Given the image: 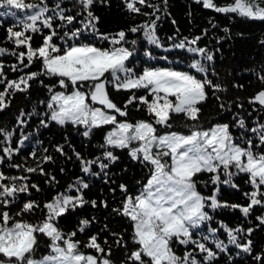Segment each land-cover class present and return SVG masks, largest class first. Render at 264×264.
Returning <instances> with one entry per match:
<instances>
[{"label":"trees","instance_id":"obj_1","mask_svg":"<svg viewBox=\"0 0 264 264\" xmlns=\"http://www.w3.org/2000/svg\"><path fill=\"white\" fill-rule=\"evenodd\" d=\"M23 2L48 9L36 22L39 31L25 32L32 37L30 44L33 49L41 47L44 37L52 31L57 34L52 43L61 54L66 47L80 44L107 49L113 45L102 37H112L123 31L125 42L119 46L132 53L126 66L136 76L146 69H171L188 72L201 80L206 77L213 85L219 86L206 88L207 99L198 105L200 112L196 120L183 113H171V127L155 125L154 115L136 100L127 105V116L116 114L118 122L153 123L158 135L169 132L187 135L192 130L226 124L233 143L247 148L248 141H251L253 152L264 153V144H261L258 133L252 131L264 125V106L258 102L249 103L260 90H264V79H261L264 77V19L217 12L214 7H205L203 0H145L143 5L137 0L135 6L139 12L128 9L127 3L131 0H93L87 9L81 0ZM213 4L225 7L234 4V0H213ZM35 11L15 9L0 2V49L3 50L0 52V72L3 73L0 80L4 81L0 83V92L7 88L8 81L18 82L21 77L38 73L28 80L27 87L21 85L23 91L9 89L5 93L4 106L0 108V173L6 177L0 183L8 186L14 183L17 188L27 186L26 191L18 192L14 199L9 198L11 202H0V213L6 211L15 221L38 225L47 218L45 204L59 196L80 197L82 202L76 203L74 199L72 203L75 206L69 205L55 219V226L65 238L75 232L72 239L79 241V251L97 256L98 264L104 258H108L111 264H132L128 257L139 245L133 240V223L122 215V207L126 197H134L143 190L153 166L142 156H131L133 144L128 148L106 144L107 131L114 125L93 128L85 136L88 129L84 125L71 122L61 125L50 119L52 110L47 105L51 96L55 92L68 93L72 89L62 88L58 83L59 77L46 74L42 58L34 57L29 64L25 55L21 63L19 53L26 54L27 46L17 45L8 32L9 28L25 31L23 22L30 23L26 17ZM89 12L95 20L89 17ZM61 14L74 19L69 23L60 19ZM47 17L52 18L51 29L43 25ZM145 24L150 26L149 30L154 25L159 46L145 38L142 27ZM133 27L139 30L132 32ZM78 30L80 34L73 38L72 33ZM193 40H196L195 44L191 43ZM181 42L185 47H176ZM190 47L203 48L205 52L192 53L188 51ZM208 55L212 57L210 61L206 58ZM195 61L206 69L205 73L191 67ZM107 90L110 99L122 110L133 94L147 96L151 100V95L144 89L126 91L108 85ZM241 120L244 121L243 127L240 126ZM5 149L11 151L6 152ZM106 152H111L115 159L107 157ZM28 168L37 171L28 172ZM229 171L235 174L228 183L224 182L229 177L222 167L217 173L201 172L194 177L196 190L205 198L215 195L220 206L213 209L209 206L211 201L206 199L204 211L211 219L192 230V240L205 244L215 255L205 259L207 253L201 252L196 243L181 244L175 239L171 243L172 250L180 257L191 253L198 264H264V221L261 219L264 205L254 206L245 215L241 207L250 203L246 194L254 188L247 173L238 172L234 167ZM216 175H219V181L214 182ZM13 177L17 179H8ZM83 184L88 187L84 188ZM261 191H264V186ZM28 202H35L37 207L25 212L24 204ZM83 220H88L89 224L82 225ZM81 227L84 231H80ZM229 230L236 236V243H230ZM92 236L97 237V243L104 252L86 247ZM36 237L38 243L33 256L40 259L51 253V239L40 233ZM217 242L225 247H217ZM243 245H248L250 251H244ZM2 259L6 258L0 254ZM145 261L149 264L146 257Z\"/></svg>","mask_w":264,"mask_h":264},{"label":"snow or ice","instance_id":"obj_2","mask_svg":"<svg viewBox=\"0 0 264 264\" xmlns=\"http://www.w3.org/2000/svg\"><path fill=\"white\" fill-rule=\"evenodd\" d=\"M0 2L15 9H36L34 14L26 17L27 21L31 22H23L25 31L8 29L10 38H14L17 45L27 46V53H19V59L23 63L27 55L31 64L34 57L42 58L46 74L59 77L58 83L62 88L72 89L68 94L61 91L51 96L47 105L52 110L51 119L61 125L66 122L84 125L88 129L84 132L85 136H88L93 128L114 125L113 130L106 136V144L128 148L133 142H138V147L131 148V156L133 158L142 156L144 161L153 166L143 190L134 197H126L122 207V215L133 223V240L139 245V248L128 257L129 261L132 264H146V257L149 264H198L191 253H185L180 257L173 252L171 243L174 239L181 244L196 243L201 252L207 253L205 259H211L215 254L206 248L205 244L192 240V230L211 219L204 211L206 199L211 201L209 206L213 209L220 205L215 195L205 198L196 190L194 177L201 172L217 173L222 167L229 177V180L224 182L228 183L235 174L229 171L230 167H234L238 172L247 173L254 191L246 194L250 203L241 207V211L248 215L254 206L264 204V191H261L264 186V153L253 152L251 141H248L247 148L233 143L226 124L208 130H192L188 135L177 132L158 135L153 123L118 122L116 114L121 117L127 116V105L138 100L146 106L150 114L154 115L155 125L171 127L169 123L171 113H183L188 118L196 120L200 112L198 105L207 99L206 88L219 86L213 85L206 77L201 80L188 72L171 69H146L141 75L136 76L132 69L126 66V61L132 53L127 48L119 46L125 42L126 34L123 31L112 37H102L113 45L107 49L80 44L66 47L61 54L60 49L52 43L53 37L57 35L55 31L44 37L41 47L33 49L30 44L32 37L25 35V32L27 30L38 32L36 22L48 9L35 4H26L23 0H0ZM136 2L137 0H131L127 3L130 11H140L135 6ZM203 2L205 7H214L217 12L237 13L244 17L264 19V6H261L264 0H234V4L225 7L215 6L213 0H203ZM81 3L87 9L93 0H81ZM138 3L143 5L145 0H138ZM88 15L92 20L96 19L91 12ZM51 19L47 17L43 20L44 27L52 28ZM60 19H66L71 23L74 17H65L61 14ZM142 27L145 29L144 35L148 42L159 46L154 25L151 26V30L147 24ZM93 30H95L94 25ZM138 30L136 27L131 29L132 32ZM79 34V30L73 32L72 37L75 38ZM191 43L195 44L196 40ZM176 47L184 48L185 44L181 42ZM2 51L0 49V52ZM188 51L203 54L205 49L190 47ZM206 58L209 61L212 59L211 55ZM191 67L197 72H206L199 61L193 62ZM2 75L3 73L0 72V76ZM37 75L38 73H31L28 77H21L18 82L8 81L7 88L4 92H0V108L4 106L5 93L9 89L23 91L21 85L27 87L28 80ZM0 83L4 81L0 80ZM108 85H112L117 90L144 89L151 95V100L147 96L137 97L133 94L122 110L110 99ZM256 102L264 106V90H260L249 101V103ZM95 104L102 107H94ZM240 126H244L243 120L240 121ZM252 131L258 133L261 144H264V125ZM5 151L11 150L5 149ZM105 155L115 159L111 152H106ZM165 158H170V162ZM46 159L50 158L46 157ZM27 171L35 172L37 169L28 168ZM84 171L87 172L88 168L85 167ZM5 179L3 173H0V181ZM8 179L15 181L17 178ZM213 180L219 181V175L214 176ZM82 186L88 187L87 184ZM121 187L123 189V186ZM26 190V185L17 188L14 183L11 186L0 183V202L7 204L11 202L9 198L14 199L18 192ZM74 199L76 203L82 202L80 197L59 196L53 202L45 204L48 215L46 220L38 225L15 221L6 211L0 213V254L6 258V261L0 260V264H98L97 256L79 251V241L72 239L76 235L75 232L65 238L55 226V219L61 216L69 205L75 206L72 203ZM92 203L95 205L94 201ZM35 207H37L35 202H28L24 204L23 210L29 212ZM81 224L87 226L89 221L83 220ZM80 231H84V228L81 227ZM37 233L51 239V253L40 259H35L33 256L38 243ZM229 238L230 243H236L237 238L232 230H229ZM86 247L104 252L97 243L96 236L90 237ZM217 247L223 249L225 246L217 242ZM243 249L246 252L250 251L248 245H243ZM100 264H111V262L108 258H104Z\"/></svg>","mask_w":264,"mask_h":264},{"label":"rangeland","instance_id":"obj_3","mask_svg":"<svg viewBox=\"0 0 264 264\" xmlns=\"http://www.w3.org/2000/svg\"><path fill=\"white\" fill-rule=\"evenodd\" d=\"M71 92V91H70ZM70 92H68V93H70ZM68 93H66V94H68ZM94 107H97V106H94ZM52 112V111H51ZM51 112H50V114H49V116H50V119H51ZM52 120V119H51ZM122 122H124V121H122ZM115 126H112V127H110V129L107 131V134L110 132V131H112L113 130V128H114ZM215 127V126H214ZM211 128H213V127H211ZM211 128H209V129H211ZM206 130H208V129H206ZM107 134H106V136H107ZM165 134V133H164ZM160 135H163V134H160ZM188 135V134H187ZM133 144V148L134 147H138L139 146V143L138 142H133L132 143ZM168 160H169V162H170V158H168ZM147 184V183H146ZM264 205V204H263ZM261 219H263V221H264V211H263V213H262V216H261ZM50 254V253H49ZM48 254V255H49ZM2 255V254H1ZM5 258V257H4ZM2 260H5L6 261V259H2Z\"/></svg>","mask_w":264,"mask_h":264},{"label":"water","instance_id":"obj_4","mask_svg":"<svg viewBox=\"0 0 264 264\" xmlns=\"http://www.w3.org/2000/svg\"><path fill=\"white\" fill-rule=\"evenodd\" d=\"M96 106H99V107H102V106H100L99 104H95Z\"/></svg>","mask_w":264,"mask_h":264}]
</instances>
